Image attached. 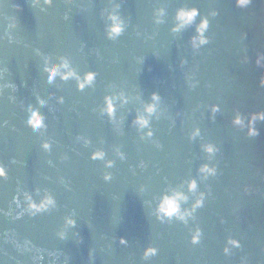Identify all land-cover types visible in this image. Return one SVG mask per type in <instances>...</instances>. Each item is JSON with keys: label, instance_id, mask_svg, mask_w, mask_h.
<instances>
[{"label": "water", "instance_id": "water-1", "mask_svg": "<svg viewBox=\"0 0 264 264\" xmlns=\"http://www.w3.org/2000/svg\"><path fill=\"white\" fill-rule=\"evenodd\" d=\"M116 4L128 27L112 41L105 25ZM181 7L198 8L210 19L211 43L198 53L191 46L195 26L172 32ZM159 9L166 15L157 24ZM213 11L219 12L215 18ZM9 24L16 25L10 29L13 42L5 35ZM0 37V69H7L2 82L16 86L0 96V163L9 176L0 180V210L13 212L0 214V264H33L36 252L21 250L26 240L43 250L42 264H52L49 252L59 255V264H241L242 257L247 264H264V122H257L260 135L254 138L232 124L237 112H264V68L256 65L264 53V0H253L247 9L237 8L235 0H55L51 8L35 0H0ZM61 56L81 75L98 72L95 87L80 92L75 80L59 78L48 85L45 59L59 63ZM154 92L162 97L152 120L155 135L141 140L132 120ZM120 93L128 103L113 124L99 108L105 96ZM37 97L47 105L41 107ZM29 105L47 117L43 137L26 124ZM211 105L220 108L214 120ZM195 128L201 135L190 141ZM44 139L53 142L51 153L41 148ZM208 142L220 148L218 175L204 181L198 169L208 162L201 151ZM95 150L115 161L107 169L112 181L103 180L104 162L90 159ZM193 178L200 192L211 189L195 219L187 227L157 221L152 213L159 199ZM18 191L37 202L49 192L57 208L16 220ZM66 216L77 227L61 240L56 233ZM196 227L203 236L193 245L189 229ZM229 237L243 246L230 257L223 252ZM149 246L158 255L144 261Z\"/></svg>", "mask_w": 264, "mask_h": 264}, {"label": "clouds", "instance_id": "clouds-1", "mask_svg": "<svg viewBox=\"0 0 264 264\" xmlns=\"http://www.w3.org/2000/svg\"><path fill=\"white\" fill-rule=\"evenodd\" d=\"M35 3L42 6L46 5L48 8H51L54 6L55 0H35ZM252 3L253 0H235V5L239 9H247L252 5ZM120 7V4H116L113 11L107 14V21H110V23L106 22L105 33L107 39L112 41H116L123 36L128 27L125 20L118 14ZM41 10L45 9L42 7ZM165 15V9L157 10L156 23H164L162 18ZM218 15V11L210 13L212 18H215ZM198 18L199 23H197ZM65 19H67V16H65ZM175 20L176 24L172 28L173 33H180L189 27L195 26L196 35H194L191 39V46L194 52L198 53L202 47L211 43L210 38L207 36L210 29V19L208 16L201 17L198 8H179L176 12ZM13 27H16V25L9 24L7 26V30L5 31V35L9 42H13V38L10 33V29ZM0 39H3V37H0ZM256 65L258 68H264V53L258 55ZM42 71L45 74V82L48 85H54L57 78L63 82L75 80L77 90L80 92L85 91L86 88H94L99 75L98 72L94 71H89L81 75L77 69L72 66L71 60L66 56L59 57V63H53L50 58H46ZM5 72H7L6 68L0 69V96H3L6 89H12L13 91L16 90V86L13 83L2 82L4 80ZM259 86L264 88V76L261 77ZM192 87L194 89L196 85L193 84ZM51 98L52 97H50V99ZM10 99L13 98L10 97ZM161 101L162 97L158 93H152L150 101L144 103L143 109L138 111L135 118L132 120V126L140 134L141 140H151L154 137L155 132L152 128V120L154 117H157ZM37 103L41 107L47 105V101L40 97H37ZM58 103H64L63 97L59 98ZM127 103L128 98L124 93H120L119 95H107L104 97L103 104L99 108V114L102 117L106 116L110 123L115 124L117 122V113L119 109ZM26 111L28 113V119L26 121L27 126L33 133H37L43 137L48 129V125L46 123L47 117L44 116L38 108L32 105H29ZM210 111L212 112V118L214 120L216 114L220 111V108L218 105H211ZM258 121L264 122V112L252 113L248 116L237 112L232 120V124L241 131H246L250 138H254L260 135V131L256 127ZM200 135V129L195 128L189 133L188 138L190 141H195ZM76 139L78 142L83 141V145L85 147H89L91 145V141L85 139L83 136H77ZM52 143L53 142L50 139H44L41 144V148L45 152L51 153ZM201 151L206 154L208 162L199 167L198 175L202 180L207 181L210 178L217 177L218 175V166L214 163V161L216 155L220 152V148L214 143L208 142L201 145ZM106 155V152L103 150H95L92 152L90 159L92 161L104 162L105 172L103 174V180L105 182H110L113 180V175L111 172L107 171V169L113 168L115 166V161L106 160ZM117 155L121 160L126 159L124 154L119 150H117ZM62 159L66 160L68 157L64 156ZM13 163H15V161H13ZM49 163L51 162L49 161ZM144 167L145 165L142 163L141 168ZM8 179V169L3 163H0V180L7 181ZM61 183L66 185V181L63 179L61 180ZM185 185L187 186V193L184 191ZM36 194L40 195L39 189H37ZM189 194H191V196ZM210 195L211 189H209L208 193L199 191V182L197 179L193 178L191 180H185L178 188H169L167 190V192L159 199V202L152 214L161 224L171 225L174 222H178L187 227L189 220L195 219V214L199 209L204 207L205 201ZM190 199H194L191 208L184 207ZM13 203L15 204L16 209H19L14 216V219L16 220L22 219L25 215L35 218L38 215L50 213L57 208V201L54 195L49 192H45L43 198L37 202L31 193L27 191H18L17 195L13 198ZM0 214L8 217L13 216V212L11 210L6 213L0 210ZM221 222L223 223V221ZM76 227V219L72 216H66L64 218L63 225L57 231L56 235L61 240L66 239L67 229ZM189 233L191 235V243L193 245H197L201 242L203 230L200 227H196L194 230L189 229ZM119 243L125 247L128 246V241L125 238H120ZM242 247L243 246L239 240L229 237L226 241V246L223 249L224 255L230 257L233 254V249H241ZM17 248H21V245L17 244ZM21 250L24 252H36L33 264H42L45 260L43 250L35 248L29 240L24 242ZM158 251L159 250L156 247L149 246L144 250L142 259L144 261H149L152 257L158 255ZM48 256L51 258L52 264H59V255L57 253L49 252ZM92 258L94 259V255ZM241 264H247V257L241 258Z\"/></svg>", "mask_w": 264, "mask_h": 264}]
</instances>
